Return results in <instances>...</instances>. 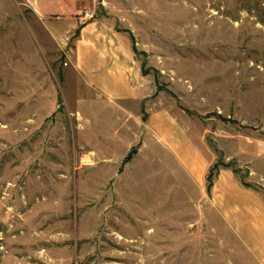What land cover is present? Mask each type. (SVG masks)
Masks as SVG:
<instances>
[{"label": "rangeland", "instance_id": "obj_1", "mask_svg": "<svg viewBox=\"0 0 264 264\" xmlns=\"http://www.w3.org/2000/svg\"><path fill=\"white\" fill-rule=\"evenodd\" d=\"M73 2L126 39L143 99L81 102L35 0H0V264H264V0Z\"/></svg>", "mask_w": 264, "mask_h": 264}, {"label": "crops", "instance_id": "obj_2", "mask_svg": "<svg viewBox=\"0 0 264 264\" xmlns=\"http://www.w3.org/2000/svg\"><path fill=\"white\" fill-rule=\"evenodd\" d=\"M35 12L50 38L60 45L62 52L67 56V68L76 79L75 85L81 102L86 94L91 97L93 103L102 101L113 106H133L143 99L137 85L140 78L135 71L126 39L119 35L108 21L95 16L86 24H80L78 16L83 11L78 9L75 2L71 4L70 0H48V3L35 0ZM160 122V126H169V129L173 130L172 136H168L169 143L183 158H189L187 164L189 163L192 176L203 182L206 170L201 171V166L197 164L200 161L198 156H188L184 150L186 144L179 132L180 126L168 118L160 119ZM162 134L166 137V133ZM192 161L198 166L193 167ZM214 190L216 193L223 192L224 196L230 195L231 190L246 196L245 192L239 190L233 175L226 171H219ZM261 212L264 216L262 210ZM237 235L236 237H243Z\"/></svg>", "mask_w": 264, "mask_h": 264}, {"label": "water", "instance_id": "obj_3", "mask_svg": "<svg viewBox=\"0 0 264 264\" xmlns=\"http://www.w3.org/2000/svg\"><path fill=\"white\" fill-rule=\"evenodd\" d=\"M136 153H137V151H135V150H131V152H130L129 156L127 157V159L131 158V156H132L133 154H136Z\"/></svg>", "mask_w": 264, "mask_h": 264}, {"label": "built area", "instance_id": "obj_4", "mask_svg": "<svg viewBox=\"0 0 264 264\" xmlns=\"http://www.w3.org/2000/svg\"><path fill=\"white\" fill-rule=\"evenodd\" d=\"M88 17H92V14L91 13H87L86 14ZM84 19V18H83ZM80 21H84V20H80Z\"/></svg>", "mask_w": 264, "mask_h": 264}]
</instances>
